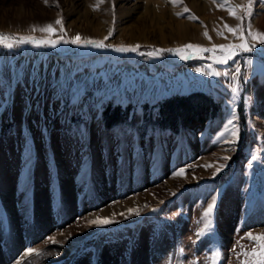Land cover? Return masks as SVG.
Segmentation results:
<instances>
[{
    "label": "rangeland",
    "instance_id": "1",
    "mask_svg": "<svg viewBox=\"0 0 264 264\" xmlns=\"http://www.w3.org/2000/svg\"><path fill=\"white\" fill-rule=\"evenodd\" d=\"M219 2L0 0V33L60 41L55 47L15 41H10L12 48L0 45V218L5 221L0 248L5 264H23L26 249H32L35 258H51L56 252L49 244L58 242L56 232L72 220L148 188L163 195L169 190L164 186L166 178L180 169L185 170L180 177L190 174L196 179L169 190V196L148 207L132 205L133 215L127 219L99 223L82 235L66 234L61 242L72 247L58 264H101L108 252L116 264H243L245 260L251 264V258L243 255L254 246L247 234L264 233V44L250 52H237L224 64L211 58L219 52H192L183 60L170 52L147 55L154 49L186 44L212 48L241 43L224 30L225 24L241 25L245 36L249 24L253 32L264 33V0H251V16L243 21L230 16ZM226 2L244 16L238 6L248 0ZM57 19L62 25L55 23ZM49 24L55 29L51 35L32 31ZM205 31L211 39L205 38ZM77 34L80 44L63 43ZM87 39L106 46L86 45ZM121 45L139 48L137 52L115 51ZM170 97L186 99L180 106L176 100L178 108L174 104L173 127L162 125L171 118L161 112L164 105L161 110L158 105ZM107 103L128 105L127 118L104 125L101 109ZM131 134L139 138L142 152L154 138L173 140L177 170L128 197L106 200L86 211L78 205L69 215L59 213L63 202L59 206L49 199L48 211L60 207L57 223L32 237L20 235L22 231L29 234L27 220L34 206L31 191L57 186L59 181L63 186V180L71 182L68 177L73 173L63 164L57 144L82 136ZM198 172L204 175L198 177ZM9 189L21 212L14 226L7 221L4 202ZM213 198L215 206L207 218L211 227L205 228L203 213ZM12 228L15 236L9 234ZM17 238L18 245L13 246ZM11 249L13 256L5 252Z\"/></svg>",
    "mask_w": 264,
    "mask_h": 264
},
{
    "label": "crops",
    "instance_id": "2",
    "mask_svg": "<svg viewBox=\"0 0 264 264\" xmlns=\"http://www.w3.org/2000/svg\"><path fill=\"white\" fill-rule=\"evenodd\" d=\"M138 139L135 134L128 137L82 136L68 139L59 146L56 143V147L51 146L60 150L64 158L63 164L73 173L68 177L71 180L68 200L73 209L79 205L81 211H86L106 200L128 197L149 184L155 185L165 173L177 170L174 167L178 162L175 160V146L171 143L173 140L165 142L154 138L148 150L141 153ZM184 152L186 154L187 151ZM103 186L107 192L99 193L98 191L104 190ZM45 191L47 201L54 199L60 204L64 201L62 181L57 186L54 184L53 187H45ZM34 195L35 188L30 195L33 200ZM73 209H68L67 213L64 210L61 212L71 214L73 211L69 212Z\"/></svg>",
    "mask_w": 264,
    "mask_h": 264
},
{
    "label": "bare ground",
    "instance_id": "3",
    "mask_svg": "<svg viewBox=\"0 0 264 264\" xmlns=\"http://www.w3.org/2000/svg\"><path fill=\"white\" fill-rule=\"evenodd\" d=\"M198 177H201L204 175V173H199ZM190 175V174H188ZM188 175L184 177L180 176H170L166 178L165 185L169 190H174L176 188H180L184 184H190V182L194 181L196 178L189 177ZM194 176V175H193ZM197 177V178H198ZM71 182L68 180H63V195H64V201L63 205L61 207V210H64L67 213L68 209H73L72 203L68 200L69 197V185ZM161 185V184H160ZM38 190L35 191V197H34V206L31 210V214L28 217V226H29V234L26 233V231H22L21 236H34L38 234L39 232L45 230L49 225L51 224L55 225L57 223V216L54 213H49L47 207V194L45 192V187H40ZM169 190H164L163 195H158V193L153 188H148L144 192H138L133 196L132 198L125 200V201H114L112 203L105 204L100 211L98 212H92L89 214H84L80 218H75V220H72L71 223L66 227L56 232L58 242L50 243L49 248L54 250L56 253L51 257L48 258L47 256H43L41 258H35L33 253H30L28 249L23 251L22 257L24 259L22 260L23 264H32L34 262H38L36 264H58L61 260H63L70 252V249L72 246H68L66 244H63L61 241L67 237L66 234L71 233L72 236L74 235H82L85 232L90 231L91 229H94L97 227L99 223H90L91 221L97 220L98 218H108L110 221H116V220H123L127 219L128 217H131L133 213H129L128 209L131 208V206H136L138 209L143 207H148L149 204H152L156 202L157 200H160L161 198L169 196L171 193ZM14 191L8 190L7 192H4V202L7 210V221H9V224L12 226L14 223H16L17 219L20 217V213L17 210L16 205L13 203L12 198ZM71 195V194H70ZM160 196V197H159ZM160 198V199H158ZM148 205V206H147ZM71 207V208H70ZM72 210H70L71 212ZM69 212V213H70ZM25 213V212H24ZM10 214L11 216H8ZM22 215V214H21ZM16 219V220H15ZM59 220V219H58ZM5 221H3L2 218H0V235H1V229L4 225ZM14 226V225H13ZM4 232V231H3ZM16 233V232H15ZM14 229L12 228L9 230L10 236H15L13 234ZM42 233V232H41ZM19 234V233H18ZM17 237V235H16ZM11 242V241H10ZM18 242V238L15 240H12L13 246L16 245ZM22 242V241H21ZM9 243V241H8ZM1 244V243H0ZM20 244V243H19ZM18 245V244H17ZM17 247V246H16ZM20 247V246H19ZM14 248V247H13ZM12 248V249H13ZM11 249V250H12ZM14 250V249H13ZM12 251H5L8 253L9 256L13 254ZM4 250H1L0 248V264H5L6 256L3 255ZM6 253V254H7ZM28 253V254H27ZM13 256V255H12ZM112 257V256H111ZM16 259V258H15ZM19 260V258H18ZM21 262V260H19ZM16 262V261H15ZM101 264H111V258L109 253H105Z\"/></svg>",
    "mask_w": 264,
    "mask_h": 264
},
{
    "label": "snow or ice",
    "instance_id": "4",
    "mask_svg": "<svg viewBox=\"0 0 264 264\" xmlns=\"http://www.w3.org/2000/svg\"><path fill=\"white\" fill-rule=\"evenodd\" d=\"M45 3H47V0H44ZM173 3L177 2V0H172ZM214 2H216V0H214ZM219 7H221L223 10L228 11L229 15L234 17L237 20L243 21V19L245 17L251 16V0H248V3L246 5H241L238 6L243 12H244V16H239L237 15V11L235 8L229 6L226 2V0H220ZM188 9H185V12H187ZM179 15V14H178ZM189 19H194V17L189 16ZM55 23L57 25H62V21L60 19H57L55 21ZM41 31V32H45L48 33L49 35L53 34L55 32V29L53 28V26L51 24L46 25L42 28L36 29L35 27L32 28V31ZM61 31H63V27H61L60 29ZM224 30H226L227 32L233 34L234 37H236V39H239L241 41V43L239 44H228V45H219L216 46L214 45L212 48H204L200 45H193V44H186L181 46L180 48H176V49H154L153 51H150L147 53L148 56H158L162 53L165 52H170L173 55L179 56L180 59H186L188 55H190L192 52H198V53H203V52H210V53H217L219 52L220 55L217 56H213L211 57L214 62L216 63H220V64H224L227 63V61L229 59H231L233 56H235L237 54V52H250L252 51V49L254 47H256L257 44H264V33L261 32H253L251 30V25L249 24L248 26V31H247V35L245 36L244 33V28L241 25H237L236 28H232L229 25L225 24L224 25ZM111 30L109 31V36H111ZM218 35H223L222 32H218ZM205 36L206 39H211L208 36L207 31L204 32L203 34ZM108 37H105V39H107ZM251 40L252 43H249L248 41ZM10 41H15L16 44H24V43H34V44H47L51 47H55L57 43H59L60 41L57 40H52V39H45L42 41H36L35 37L32 36H14V35H7V34H3L0 33V45H3L4 47L7 48H12L13 47V43H11ZM63 43H72V44H80L81 43V37L79 36V34H77V36H75L74 38H72L71 40H63ZM84 44L86 45H92L95 48H103L106 45H104L103 41H98V40H92V39H87L84 40ZM107 47L112 48V45H107ZM139 48V45H135V46H118L115 47V51L117 52H137ZM197 71H199V69H197ZM211 74V73H210ZM229 124H232V121L229 120L228 121ZM237 135V132L235 130L232 131V136L235 137ZM229 143H232L234 141H228ZM224 159H227V157H225ZM220 169L217 168V171H219ZM184 169H180L178 172L175 173V175L177 176H182L184 174ZM215 206V198H213L212 202L209 203L207 205L206 210L203 213V217L206 218L205 219V228H210L211 227V221L210 219H207L210 217L213 208ZM133 209H128V212L131 213L133 212ZM110 219L108 218H98L97 220L91 221L90 223H101V224H106V223H110ZM203 231V230H202ZM202 234L198 233V235ZM247 238L254 241V246L252 248V250L250 252H245L243 253V255L251 258V264H264V233L261 234H257V235H253L252 233H248L247 234ZM29 252H32V249L28 250ZM215 253L213 254V259H215ZM243 264H249L248 260H245L243 262Z\"/></svg>",
    "mask_w": 264,
    "mask_h": 264
},
{
    "label": "trees",
    "instance_id": "5",
    "mask_svg": "<svg viewBox=\"0 0 264 264\" xmlns=\"http://www.w3.org/2000/svg\"><path fill=\"white\" fill-rule=\"evenodd\" d=\"M176 100L179 101L180 98L178 97H170L166 101L161 102L159 105L160 110L162 109L161 107L163 106V110L161 111L163 115H167L168 118L171 120L167 123H162L164 126H169L173 127L172 120L174 119V113L176 112V107L178 108L180 105H183L186 102V99L182 97V100L179 101V106L178 103H176ZM174 104H177L174 105ZM185 105V104H184ZM176 106V107H175ZM130 110V107L128 105L121 107L118 103L111 104L107 103L104 105L101 109V115L103 119V124L108 126L112 124L119 123L121 121H124L127 118V114Z\"/></svg>",
    "mask_w": 264,
    "mask_h": 264
}]
</instances>
